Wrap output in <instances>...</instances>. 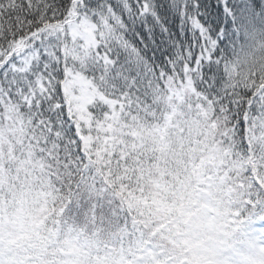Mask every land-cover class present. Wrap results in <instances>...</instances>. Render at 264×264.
Wrapping results in <instances>:
<instances>
[{
	"label": "snow or ice",
	"instance_id": "obj_1",
	"mask_svg": "<svg viewBox=\"0 0 264 264\" xmlns=\"http://www.w3.org/2000/svg\"><path fill=\"white\" fill-rule=\"evenodd\" d=\"M161 101L196 106L226 155L264 162V0H0V116L69 172L87 178Z\"/></svg>",
	"mask_w": 264,
	"mask_h": 264
},
{
	"label": "trees",
	"instance_id": "obj_2",
	"mask_svg": "<svg viewBox=\"0 0 264 264\" xmlns=\"http://www.w3.org/2000/svg\"><path fill=\"white\" fill-rule=\"evenodd\" d=\"M154 111L118 132L123 143L116 154L82 168L87 178L69 172L75 164L27 124L0 116V221L24 214L0 228H15L21 219L34 231L18 248L26 255L21 258L28 264H146L145 247L157 251L165 244V225L171 227L180 209L224 211L234 236L264 212L259 149L256 157L226 155L210 116L194 105L161 101ZM242 188L246 199L236 205Z\"/></svg>",
	"mask_w": 264,
	"mask_h": 264
},
{
	"label": "rangeland",
	"instance_id": "obj_3",
	"mask_svg": "<svg viewBox=\"0 0 264 264\" xmlns=\"http://www.w3.org/2000/svg\"><path fill=\"white\" fill-rule=\"evenodd\" d=\"M258 236L264 238V230L261 227H258ZM215 255L210 250H205L199 253L196 256V259H193L195 264H220V261L215 259Z\"/></svg>",
	"mask_w": 264,
	"mask_h": 264
}]
</instances>
